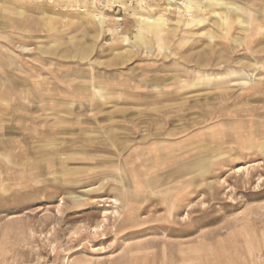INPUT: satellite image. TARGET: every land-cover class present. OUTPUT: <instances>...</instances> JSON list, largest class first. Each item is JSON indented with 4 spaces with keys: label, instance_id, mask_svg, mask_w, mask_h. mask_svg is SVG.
I'll use <instances>...</instances> for the list:
<instances>
[{
    "label": "rangeland",
    "instance_id": "1",
    "mask_svg": "<svg viewBox=\"0 0 264 264\" xmlns=\"http://www.w3.org/2000/svg\"><path fill=\"white\" fill-rule=\"evenodd\" d=\"M87 5L0 0V264H264V0Z\"/></svg>",
    "mask_w": 264,
    "mask_h": 264
},
{
    "label": "built area",
    "instance_id": "2",
    "mask_svg": "<svg viewBox=\"0 0 264 264\" xmlns=\"http://www.w3.org/2000/svg\"><path fill=\"white\" fill-rule=\"evenodd\" d=\"M88 5L86 9L90 8L99 14L110 18V14L114 15V20L121 24L123 22V12L125 8H139V7H156L167 11L178 10L182 4V0H78ZM109 21V20H108ZM118 27V31H120Z\"/></svg>",
    "mask_w": 264,
    "mask_h": 264
},
{
    "label": "crops",
    "instance_id": "3",
    "mask_svg": "<svg viewBox=\"0 0 264 264\" xmlns=\"http://www.w3.org/2000/svg\"><path fill=\"white\" fill-rule=\"evenodd\" d=\"M129 9H135V8H125V10H124V12H123V22L121 23V24H119V23H117L115 20H114V13L113 14H110V19H111V21L113 20V22H114V27L116 28V30L118 29V27H120L121 29H120V31H118L117 30V32H122L123 31V29H124V27H123V24H124V21H125V17H131V16H129L128 14H127V11L129 10ZM128 19V18H127ZM110 21V20H109ZM114 31V30H113ZM115 32V31H114ZM119 33V34H120ZM123 33V32H122ZM121 33V34H122Z\"/></svg>",
    "mask_w": 264,
    "mask_h": 264
},
{
    "label": "bare ground",
    "instance_id": "4",
    "mask_svg": "<svg viewBox=\"0 0 264 264\" xmlns=\"http://www.w3.org/2000/svg\"><path fill=\"white\" fill-rule=\"evenodd\" d=\"M75 1H76V0H75ZM77 9H78V8H77ZM77 9H76V10H77ZM78 10H79V12H82V13L85 12V11H83V10L81 9V7H79ZM95 12H96V11H95ZM95 16L98 17V20L100 19L102 22H104V20L106 19L104 16H102L101 14H99V13H97V12H96ZM101 21H100V22H101Z\"/></svg>",
    "mask_w": 264,
    "mask_h": 264
}]
</instances>
